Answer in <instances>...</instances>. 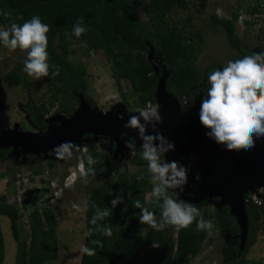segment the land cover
<instances>
[{"label": "trees", "instance_id": "16d2710c", "mask_svg": "<svg viewBox=\"0 0 264 264\" xmlns=\"http://www.w3.org/2000/svg\"><path fill=\"white\" fill-rule=\"evenodd\" d=\"M150 24L143 22L133 13L138 5L137 0H0V25L8 26L12 22L22 24L33 15H38L43 23L49 25L48 48L50 72L51 65L59 67V74L55 77H43L49 88L63 94L58 112L65 117H71L76 111L75 104L79 103V97L83 96L89 105L96 109V102L88 95L87 71L84 65L71 63L72 47L80 43L85 37L91 47L103 51L108 63L112 65L113 78L120 83L126 80L130 83L133 92L138 95L143 107L148 104L156 105L155 92L159 77L168 71L170 76L166 81V89L180 101L181 106L194 104L201 96L203 98L205 80L207 74L218 64L208 67L205 71L197 66L199 55L202 52L201 45H197L191 38L187 43L185 34L176 25L169 23V16L175 8L186 6L185 0H150ZM261 12L258 8L252 14ZM78 17H83V23L87 31L80 38L71 36L72 26ZM239 13H235L232 19L218 18L213 20L224 29L230 46L238 53L229 58L234 60L253 51L248 50L241 43L236 29ZM249 25V22H245ZM198 37L199 34H197ZM2 45H0L1 48ZM154 50L153 60L148 59ZM155 67L158 73H155ZM10 86H17L21 78L15 73L6 77ZM29 120L38 129H47L44 119L39 121L32 109V104L27 108ZM92 137L85 136L84 139ZM90 153L96 158V172L85 176V184L88 197V205L85 210L87 232L95 209L91 207L95 203L99 208H109L110 215L100 223H106L112 229V236H104L102 233H94L91 237L86 235L85 246L95 248L94 255L82 254L80 264H190V261L201 252L208 234L219 228L223 233L229 232L235 240L223 246L222 264H247V254L250 247L257 242V233L260 224L264 221V207L254 204H246L249 219V232L246 246L240 251V241L237 239L240 233L235 218L231 215L228 206H222L214 215L205 210L210 201L203 191L186 193L185 186L179 192L178 199L195 204L206 219L213 221L211 230H197L195 221L188 228L176 229L169 226L167 231H155L150 229L143 235V224L136 218L140 209L134 208V202L139 200L146 207V198L151 193L152 181L147 168L129 175L127 171L119 173L121 157L114 158L113 153L101 152L96 143L91 144ZM137 148L134 165L147 166V162L139 155ZM12 150H0V162L7 161L11 157ZM21 159V158H20ZM29 164L38 167L35 175H40L41 160L34 155H27ZM188 159L180 161L188 167ZM217 163L213 168L210 181L218 183L231 170L232 165L225 159L215 158ZM179 161V160H178ZM203 160L198 159L188 171V185L193 187L200 174V166ZM55 167L54 165H51ZM87 167V165H86ZM142 175L143 179L136 177ZM107 181L102 186L92 190L95 182ZM14 179L8 181L13 183ZM42 193V190H36ZM111 192V195L109 194ZM117 194H123L124 203L111 208V200ZM26 197V196H25ZM51 197L46 202L51 201ZM215 201H219L214 198ZM39 197L32 200L35 208L32 215L43 216L46 230L43 233V256L46 261H54L58 258L56 219L50 209H44L39 213L37 204ZM23 206H25L23 204ZM22 206V207H23ZM127 207V212L123 209ZM157 213L159 210L156 211ZM6 217L10 221L14 239L17 241V256L15 264H29V251L25 241H22L19 233V210L9 205L7 198L0 195V264L5 260V239L3 236L1 218ZM97 240L100 243H92ZM153 240L160 246L153 247Z\"/></svg>", "mask_w": 264, "mask_h": 264}, {"label": "rangeland", "instance_id": "374dc122", "mask_svg": "<svg viewBox=\"0 0 264 264\" xmlns=\"http://www.w3.org/2000/svg\"><path fill=\"white\" fill-rule=\"evenodd\" d=\"M137 2L138 5L133 9V13L143 22L150 24V0H137ZM185 4L186 6L183 8H175L168 20L171 25H176L183 31L187 43H191V38H193L197 45H201L202 52L197 62L200 70L205 71L213 64H218L220 68L227 63L230 57L238 53L230 46L224 29L213 20L214 16L230 20L238 12L240 17L236 23V29L241 43L246 49L253 52L264 51V0H185ZM256 8L261 12L252 14ZM246 21L249 22V25L245 24ZM26 51L22 52L19 49L9 51L3 46L0 48V133L11 130L32 134L48 133L47 129H38L29 120L27 112L29 104H32L33 112L39 121L42 120L43 113L46 114L45 120L59 115L57 110L60 101L64 99L63 94L50 89L43 78L36 80L21 71ZM153 58L154 50L151 48L148 59L153 60ZM70 60L75 65L85 66L88 95L96 102L98 112L130 115L137 114L140 109L145 108L141 105L138 95L133 92L128 81L121 79L117 84L113 78L112 65L107 62L103 51L91 47L85 37L72 47ZM11 73H15L21 78L19 85L10 86L7 83L6 77ZM155 73L158 74L157 67H155ZM154 106H157L160 111V106L157 104ZM189 106L187 104L184 108ZM75 107L76 110L79 109V103H76ZM93 143H96L101 152L114 153L115 146L107 138L92 136L84 139L80 145L86 147L90 152L89 148ZM137 148L139 147H136L134 151L129 149L128 153L120 156L119 173L125 170L129 175H133L147 168V166L133 164ZM11 150V157L7 161L0 162V195L5 196L8 202L17 205L16 208L20 215V238L27 243L29 264H80L82 248L86 243V216L85 210L77 211L71 207V204L76 202L83 209L88 193L85 177H81L78 171H76V175H73L79 154L74 155L70 160L59 159L55 154L39 157L42 168L39 180L44 179L49 182V185L53 181V187L59 191L56 198L49 202L45 201L38 207L40 214L45 208L50 209L56 219L58 258L54 261H46L43 256L42 244L43 233L47 229L45 220L42 214L38 217L32 215L35 208L31 202L38 187L43 189L41 194L38 193L43 200L49 197L50 191L46 188L47 186L37 184L33 178L38 166L29 164L20 151ZM177 155V152L170 151L165 153L164 159L178 161ZM215 158L209 153H198L193 158L189 157L188 169L198 159L203 160V165L200 166L199 179L193 187H189L187 180L186 193L204 192L222 180L216 183L210 181L209 178L217 163ZM18 177L25 187V192L22 193V196L20 195L22 200L26 196L24 198L25 206L22 204L23 207L13 200V197L16 199L18 193L16 189ZM11 178L14 179V182L9 184L8 181ZM106 182H95L91 189L94 190ZM168 191L172 193L174 190L168 189ZM146 201V207L150 210L154 212L159 210L160 202L156 201L151 193L147 196ZM221 207L220 201H215L213 197L206 205L205 210L214 215ZM1 225L5 239L3 264H15L18 243L14 239L9 219L2 217ZM168 228L163 231H167ZM149 230L148 226L143 225V235L147 234ZM234 240L235 237L229 232L223 233L219 228H214L202 245L201 252L190 261V264H222L224 260L223 246ZM246 260L247 264H264V221L260 224L257 242L250 247Z\"/></svg>", "mask_w": 264, "mask_h": 264}, {"label": "clouds", "instance_id": "9594fccd", "mask_svg": "<svg viewBox=\"0 0 264 264\" xmlns=\"http://www.w3.org/2000/svg\"><path fill=\"white\" fill-rule=\"evenodd\" d=\"M83 17H78L73 24L71 36L80 38L87 31ZM49 25L43 23L38 15H33L22 24L16 22L8 26L0 25V45L9 51L19 49L26 51L21 71L28 77L40 80L43 77H55L59 74V67L51 65L50 72L48 35ZM203 98L200 100L198 118L200 125L205 129V136L223 150L232 151L251 149L256 141L264 137V51H255L242 55L237 59H230L220 68H214L207 74ZM139 115H129L123 127L135 129L140 141L139 155L147 162V171L153 182L151 196L159 201V212H154L142 206L139 200L134 202V208L140 209L136 218L141 224L155 231H163L169 226L176 229L188 228L193 221L197 230L208 231L213 229L211 219H206L201 210L193 203L178 199L179 192L184 190L188 180V167L177 160L164 159L165 153L174 151L175 142L169 140L162 132L155 131L156 126L163 122V117L157 106L147 105L138 111ZM120 119H124L123 114ZM149 126L153 129L149 133ZM122 132L121 136H126ZM125 147L135 150L136 140H125ZM51 152L62 160H70L78 155L76 171L81 177L96 172L94 165L96 158L86 147L75 144L71 140L62 141L53 146ZM87 165V167H86ZM71 171V169H70ZM143 179L142 175L136 177ZM196 179H199L197 176ZM168 189H173L169 193ZM111 195V192L109 193ZM123 194H117L111 200V208L124 203ZM71 207L77 211L87 210L73 202ZM95 209L89 224L94 226L88 229L87 235L102 233L112 236V229L104 221L110 215L109 208H99L92 203ZM127 207L123 211L127 212ZM92 243L99 244L97 240ZM153 247H159L158 241L153 240ZM82 252L91 256L95 248L84 246Z\"/></svg>", "mask_w": 264, "mask_h": 264}, {"label": "water", "instance_id": "95a60500", "mask_svg": "<svg viewBox=\"0 0 264 264\" xmlns=\"http://www.w3.org/2000/svg\"><path fill=\"white\" fill-rule=\"evenodd\" d=\"M169 76L170 73L165 71L158 80L155 98L156 104L160 106L163 122L156 126L155 131L162 132L175 142L174 151L178 155L209 153L232 165V170L216 186L204 191V194L209 199L217 198L221 206L229 207L240 228L237 239L240 241V251L243 252L249 232L245 196L264 188V137L258 139L251 149L223 150L205 136V129L200 125L198 110L201 96L191 107L183 108L177 97L166 89ZM79 105L80 108L71 117L59 114L47 120L48 133L32 134L17 130L0 133V150L14 149L20 151L25 158L27 155L41 157L54 154L51 149L62 141L71 140L80 145L87 135L110 139L115 146L113 155L116 159L129 152V148L125 147V140L135 139L138 147L137 142L140 141L136 130L123 127L129 115H123L122 120L119 118L121 113H100L83 96L79 97ZM148 131L153 132L151 126ZM122 132L127 135L122 137Z\"/></svg>", "mask_w": 264, "mask_h": 264}, {"label": "built area", "instance_id": "2783aa9c", "mask_svg": "<svg viewBox=\"0 0 264 264\" xmlns=\"http://www.w3.org/2000/svg\"><path fill=\"white\" fill-rule=\"evenodd\" d=\"M189 157L193 158L194 156L177 155V158L179 159V161H185ZM47 174H48V172H47ZM39 176L40 175H34L33 176V178L36 180L37 184H43L45 187L47 186L46 188H48V190L50 191L48 198L51 197L52 198L51 200H53L54 198H56L58 196V194H59V191L53 187V181H51L50 182V185H49V182H47L46 180H44V179L43 180H39V178H38ZM18 178L19 179H18V181L16 183V187H17L16 189H17L18 193L16 194L17 195L16 199H15V197H13V200H14V202H18L17 204L19 206H22V204H24L25 201H26L24 199L25 197L23 198V200H22V197H21L22 196V193L25 192V187L22 184L23 182L20 179V177H18ZM67 182H66V185H67ZM29 184H30V182H29ZM25 186H26V184H25ZM37 190H43V189L41 187H38ZM39 194H41V193H39ZM39 194L37 192H35L33 194L34 196H33L32 200L34 198H36V197H39V201H38L37 204L40 206L41 203L45 202L46 200H43L42 197L39 196ZM245 203L246 204L251 203V204H254V205L258 206V207H264V188L258 189L256 191V193H249L248 195H246L245 196ZM8 204L17 207V205L12 204V202H8Z\"/></svg>", "mask_w": 264, "mask_h": 264}, {"label": "bare ground", "instance_id": "6f19581e", "mask_svg": "<svg viewBox=\"0 0 264 264\" xmlns=\"http://www.w3.org/2000/svg\"><path fill=\"white\" fill-rule=\"evenodd\" d=\"M139 145H140V143L139 142H137V146L139 147Z\"/></svg>", "mask_w": 264, "mask_h": 264}]
</instances>
